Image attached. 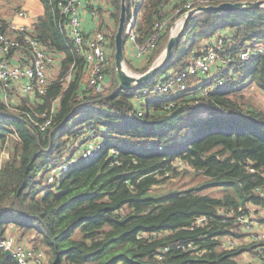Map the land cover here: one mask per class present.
I'll use <instances>...</instances> for the list:
<instances>
[{
  "label": "trees",
  "instance_id": "1",
  "mask_svg": "<svg viewBox=\"0 0 264 264\" xmlns=\"http://www.w3.org/2000/svg\"><path fill=\"white\" fill-rule=\"evenodd\" d=\"M39 1L45 14L32 24L30 33L48 53L63 58L45 94L35 101L18 96L5 104L0 95V145L12 143L0 168V234L15 227L17 239L42 250L47 264H236L234 259L247 248L228 250L214 237L241 238L227 212L250 213L249 206H254L256 218L264 223V197L255 190L264 187V108L246 104L241 93L251 85L264 93V52L244 65L236 63L245 46L264 48V8L202 12L191 18L170 61L146 85L163 80L168 71L186 68L204 41L222 32L229 38L220 56L229 67H223L216 79L228 76L231 81L203 96L198 93L207 82L196 85L181 95L185 97L181 103L164 109L162 101L152 98L138 108L135 90H118L113 29L120 0H110L113 27L97 9L99 30L110 37L111 49L107 67L111 82L102 91L83 85L85 62L67 31L61 10L65 0ZM186 1L171 5L169 0H126L137 42L148 41L157 21L168 19L169 29L178 17L175 8ZM236 1L244 0L207 4ZM22 3L0 0L1 33L8 32L9 17L21 10ZM168 29L138 71L159 56ZM26 33L13 35L22 42ZM68 73L72 77L67 82ZM47 119L50 126L40 130ZM90 122L102 133V151L47 184V169L77 150L79 130ZM183 174L203 180L184 189L155 191ZM216 187L223 188L224 195L202 193ZM199 216L206 217L204 225H195ZM188 242L198 246L200 254L176 248L177 243ZM164 247L168 250L157 259ZM0 264L16 262L0 248Z\"/></svg>",
  "mask_w": 264,
  "mask_h": 264
},
{
  "label": "built area",
  "instance_id": "2",
  "mask_svg": "<svg viewBox=\"0 0 264 264\" xmlns=\"http://www.w3.org/2000/svg\"><path fill=\"white\" fill-rule=\"evenodd\" d=\"M83 2L84 0H65L61 5V10L67 17V31L70 39L85 62L82 80L84 87L94 91H102L108 86L107 67L110 64L111 55L110 39L104 32H94L88 35L84 32L80 17V8ZM169 4H171L170 1ZM205 5H208L207 0H188L175 8L174 13L178 14V17L169 29L167 27L168 19L157 21L153 28V34L146 43L137 42L138 34L134 28V17L130 15L125 23L124 38L133 45L136 58H146L155 50L159 39L167 29L168 35L176 33L186 12ZM43 12L45 14V9ZM14 18L27 19L28 12L25 9H21L16 12ZM8 23V32H0L1 98L5 104L9 101L13 102L18 97L14 94L17 89L20 95L35 101L36 98L45 94L50 80L56 77V73L51 77L52 72L56 68V55L48 53L43 45L30 33L32 25L28 26V23L19 25L11 20ZM27 31L28 33L24 35L22 42L13 35L14 32ZM228 38V32H222L215 36L214 39L204 41V46L198 52L192 54L191 61L186 68L179 72L168 71L163 80L150 86L145 85L135 89L133 100L136 106L139 108L146 99L152 98L162 101L163 108L168 109L174 107L176 103H181L185 98L181 95L189 92L196 85H202L207 82L199 90L198 94L202 96L222 87L226 83L228 76L220 79H216V75L210 78L209 76L220 53L225 49ZM263 52L264 48L260 45L245 46L239 51L236 63L238 66L244 65L249 59ZM234 60L235 58L232 59V61ZM221 62L226 66L229 61L222 59ZM221 71L222 69L218 73ZM71 77V73H68L66 81H70ZM193 95L188 94L186 97ZM138 115H142V111L138 110ZM43 117H45V114H43ZM50 124V119H47L39 125V128L43 131ZM78 134L80 136V144L83 143L84 145L83 149L79 150V146L61 164L50 166L47 169V179L45 181L47 184H54L62 172L95 158L102 151L104 145L102 133L96 129L92 122L84 125ZM157 148L161 150L162 146L159 145ZM114 153L115 151L111 150V154ZM1 163L3 164V162L0 161V168L2 166ZM255 190L264 197V187H256ZM255 211L256 208L250 213H246L242 209H239L238 213L235 214L227 212L226 216L233 220L234 224L238 225L241 230V238H235L233 235L228 234L214 237V240L222 242V247L225 249L230 250L238 246L247 248L234 259L236 264H264V244L260 245L264 242V223L258 221L254 214ZM206 221L205 216H199L195 220V225H204ZM258 243H260L258 246L249 250V246ZM0 248L4 252H10V257L15 260L16 264H47L46 256L42 250L34 248L25 241L18 240L15 235L9 233L0 234ZM176 248L192 255L200 254L201 252L198 249L199 247L191 242L177 243ZM167 250V247L162 248L156 256L157 259H161L163 257L162 253Z\"/></svg>",
  "mask_w": 264,
  "mask_h": 264
},
{
  "label": "water",
  "instance_id": "3",
  "mask_svg": "<svg viewBox=\"0 0 264 264\" xmlns=\"http://www.w3.org/2000/svg\"><path fill=\"white\" fill-rule=\"evenodd\" d=\"M264 8V0H244L236 2H222L217 5H205L198 6L191 11H188L184 14L183 20L179 30L168 35L165 48L157 59L144 71L138 74H131L125 69L124 66V28L127 20V5L126 0H120L119 8V17L116 27V32L113 38L114 44V69L116 78L118 81V90L119 91H129L135 90L137 88L145 86L149 81H151L170 61L173 50L175 46L179 43L182 38L185 27L188 22L195 15L202 12H212V11H226V12H235V11H245L250 9H260ZM69 29V28H68ZM240 153V149H238ZM6 256H10V252L5 251Z\"/></svg>",
  "mask_w": 264,
  "mask_h": 264
},
{
  "label": "crops",
  "instance_id": "4",
  "mask_svg": "<svg viewBox=\"0 0 264 264\" xmlns=\"http://www.w3.org/2000/svg\"><path fill=\"white\" fill-rule=\"evenodd\" d=\"M169 1L171 2V4H173L176 0H169ZM21 9H25L28 12L27 19L14 18L16 14L14 13L9 17L8 21L11 20L13 23H17L19 25H24L28 23L29 24L28 26H31L38 18L44 17V12H43L44 7L39 0H23ZM97 9L103 11L104 20L108 22L110 27H113V25L109 21V14H110L109 11H111L110 0H84L80 8V17H81L82 28L87 35L92 34L94 32H104L99 30L101 19L97 12ZM113 52H114V47H113ZM62 58L63 56L61 54H56L55 60L58 63L55 62L56 68L52 72L51 77L54 75V73H57V71L59 70L58 64L60 65ZM124 58L125 61L129 63V66L132 68V72L134 71V74H138L142 72V71H138L137 68H139L142 65V63L146 60V58H142V59L136 58L134 56L133 45L129 43L126 38H125V46H124ZM113 65H114V59H113ZM107 74H108L107 82L109 85L111 82V75L109 73ZM18 92L19 91L16 89L15 91L16 96L23 97ZM6 233L17 236L16 235L17 230L15 229V227H9Z\"/></svg>",
  "mask_w": 264,
  "mask_h": 264
},
{
  "label": "rangeland",
  "instance_id": "5",
  "mask_svg": "<svg viewBox=\"0 0 264 264\" xmlns=\"http://www.w3.org/2000/svg\"><path fill=\"white\" fill-rule=\"evenodd\" d=\"M116 27H117V24L114 26V29H113L114 30V34H113V36L115 35ZM164 48H165V46L163 47V49ZM163 49H162V51H163ZM221 61H222V56H219L217 62L215 63V65L213 67V70L211 71V75L209 76V78L212 77L213 75H217L219 70L223 69V67H227V68L229 67L227 64L225 66V64L223 62H221ZM124 66H125V69L128 72H132V68L129 66V63L124 61ZM231 72H229V73H231ZM133 74H134V71H133ZM228 80H229V78H227V81ZM229 81H231V80H229ZM241 93L243 95V101L246 104H250L252 107H256V108H264V93H262L255 85H251L249 87H246L243 90V92H241ZM11 146H12V143L6 144L5 148H3V147L1 148V145H0V161H2V162L6 161L5 157L8 156ZM79 146H78L79 150L83 149V147H84L83 143H81ZM70 155H72V154H70V152H68L66 154V158L68 156H70ZM47 172L48 171H46L45 174H44V181H46V179H47L46 178L47 177L46 176ZM202 180H203V178L201 176H197V175L196 176H192V175L183 174V175L174 177L172 179H169L167 181V183L163 184L161 188H156L155 191L169 190V189H184V188H188L190 186L197 185ZM202 193H206V194H209V195H212V196L220 197V196L224 195L225 190L223 188H221V187H216V188L206 189ZM249 207H250V210H252V211L255 208L254 206H249ZM78 233L79 232L77 231L76 234H78Z\"/></svg>",
  "mask_w": 264,
  "mask_h": 264
},
{
  "label": "bare ground",
  "instance_id": "6",
  "mask_svg": "<svg viewBox=\"0 0 264 264\" xmlns=\"http://www.w3.org/2000/svg\"><path fill=\"white\" fill-rule=\"evenodd\" d=\"M131 74H133V72H130Z\"/></svg>",
  "mask_w": 264,
  "mask_h": 264
}]
</instances>
